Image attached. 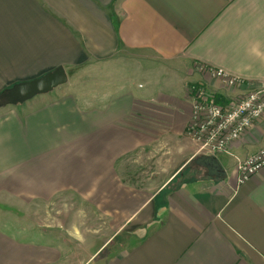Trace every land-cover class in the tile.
I'll list each match as a JSON object with an SVG mask.
<instances>
[{
  "label": "crops",
  "instance_id": "0c3cea01",
  "mask_svg": "<svg viewBox=\"0 0 264 264\" xmlns=\"http://www.w3.org/2000/svg\"><path fill=\"white\" fill-rule=\"evenodd\" d=\"M90 65L116 82L92 99L57 87L0 107V264H264V168L242 184L236 171L264 150V117L214 157L186 136L188 86L224 102L264 90V0H0V93ZM121 67L168 82L134 89ZM135 160L169 174L153 193L127 180ZM60 198L98 227L10 213Z\"/></svg>",
  "mask_w": 264,
  "mask_h": 264
},
{
  "label": "built area",
  "instance_id": "2783aa9c",
  "mask_svg": "<svg viewBox=\"0 0 264 264\" xmlns=\"http://www.w3.org/2000/svg\"><path fill=\"white\" fill-rule=\"evenodd\" d=\"M211 80L230 90L243 86L241 80L230 78L221 70L198 68ZM199 87V86H196ZM191 99V120L186 136L200 145L208 156L228 153L232 143L238 141L251 126L264 117V90L250 91L244 97L227 101L224 106L214 102L207 89L188 88ZM264 168V150L237 162V182L242 184Z\"/></svg>",
  "mask_w": 264,
  "mask_h": 264
},
{
  "label": "rangeland",
  "instance_id": "374dc122",
  "mask_svg": "<svg viewBox=\"0 0 264 264\" xmlns=\"http://www.w3.org/2000/svg\"><path fill=\"white\" fill-rule=\"evenodd\" d=\"M150 71L152 72L149 73L151 78L150 86H148L149 84H146V78L143 75L144 73H135L133 68L121 67L118 75L123 74L131 77L132 87L134 89H137L138 85H140L141 88L143 87V89H146L149 87L157 86L160 83L165 84L166 82H168L165 77L163 78L158 75L157 69L153 68ZM66 74L68 76L67 83L66 85L60 86V88H67L75 95L80 94L81 96H83V94H86L88 96H91L90 99H92V96L96 92H99L101 88L109 86L110 82L113 81L114 84L116 83L114 80L109 79V69L100 71L99 69H95L92 65L78 69L74 68L71 70H66ZM193 86L195 88L207 89V87H205L204 85ZM188 88L190 87L188 86ZM3 98L8 100L7 96ZM214 102L219 106H224V104H226L223 100L216 98V96H214ZM8 107L12 108L14 107V105L11 104L8 105ZM199 151L204 152L200 148ZM135 156H137V154H135ZM134 162L135 168L133 171H131V173H128L127 180L132 181V183L137 185H150L148 189L149 193H153L154 191H156L157 187L161 185L165 178H167L169 175L168 173L164 172H141L142 169L137 168V165L140 164V161L135 160ZM10 213L15 214L16 219L21 220L19 221V223H21V225H23L24 227L43 229L48 225H53L54 227L64 226L65 228L69 229L71 228V226L76 225L79 228L80 232L83 233L85 231H93L99 225V222L95 220L96 215L92 210H84L82 206H78V204H76L71 199L63 200L62 198H60L52 205H33L31 207H26V209L23 211L12 210ZM61 238L62 240H68V242H71V244H76V242H74L68 236L64 238L59 236V239ZM84 255L87 257L88 253H83L82 256Z\"/></svg>",
  "mask_w": 264,
  "mask_h": 264
},
{
  "label": "water",
  "instance_id": "95a60500",
  "mask_svg": "<svg viewBox=\"0 0 264 264\" xmlns=\"http://www.w3.org/2000/svg\"><path fill=\"white\" fill-rule=\"evenodd\" d=\"M67 83V75L63 68L58 67L39 78L14 85L7 93L10 103H24L35 96L45 95L57 87ZM211 160V159H210ZM220 175L219 172H215Z\"/></svg>",
  "mask_w": 264,
  "mask_h": 264
},
{
  "label": "trees",
  "instance_id": "16d2710c",
  "mask_svg": "<svg viewBox=\"0 0 264 264\" xmlns=\"http://www.w3.org/2000/svg\"><path fill=\"white\" fill-rule=\"evenodd\" d=\"M14 86V85H13ZM13 86H10L8 88H6L4 91H2L0 93V107H4L6 105H11L13 103H10L7 99H4L3 97L7 96L6 94L8 93V91L13 87ZM3 98V100H2Z\"/></svg>",
  "mask_w": 264,
  "mask_h": 264
}]
</instances>
